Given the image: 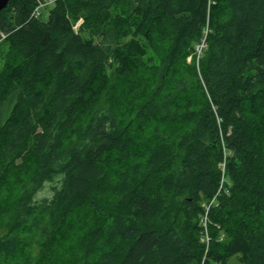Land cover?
<instances>
[{
    "label": "trees",
    "instance_id": "16d2710c",
    "mask_svg": "<svg viewBox=\"0 0 264 264\" xmlns=\"http://www.w3.org/2000/svg\"><path fill=\"white\" fill-rule=\"evenodd\" d=\"M36 4L0 12V264L61 262L74 214L75 264H264V0ZM151 69L124 118L111 95Z\"/></svg>",
    "mask_w": 264,
    "mask_h": 264
},
{
    "label": "rangeland",
    "instance_id": "374dc122",
    "mask_svg": "<svg viewBox=\"0 0 264 264\" xmlns=\"http://www.w3.org/2000/svg\"><path fill=\"white\" fill-rule=\"evenodd\" d=\"M52 8V4L48 7L42 14V18L46 19L49 13V10ZM79 23L77 24V27ZM76 27V28H77ZM200 54V55H199ZM201 56L200 52L193 53L184 60V65L181 68H184L185 63L190 64L194 60L198 62V58ZM157 79V70L151 69L143 74L142 81H129L125 86H119L111 95V102L117 112L124 116V118H131L140 104L148 97L152 88L154 87ZM198 98H196L197 100ZM166 131L177 133L180 130H183L184 127H180L175 123H166ZM139 138V137H138ZM137 138V139H138ZM25 176L27 175L24 173ZM16 173H13L11 177V182L9 184L3 185L0 188V236L6 231V226L9 222L10 209L12 202L16 199L19 194L20 186L17 185V181H14V176ZM10 179V178H9ZM54 183H46L43 188L38 191L35 195L36 200H41L48 198L52 195L51 186ZM87 217L83 215L74 214L70 221V230L68 236L63 240V250H57V253L62 257L61 262L55 264H75V255H76V242L79 234L84 230L86 226ZM23 246L21 252L19 253L18 259L26 257L27 252L31 247V230L25 229L23 231ZM59 258V259H60ZM0 262H8L1 256ZM230 264H238L236 259H231Z\"/></svg>",
    "mask_w": 264,
    "mask_h": 264
},
{
    "label": "built area",
    "instance_id": "2783aa9c",
    "mask_svg": "<svg viewBox=\"0 0 264 264\" xmlns=\"http://www.w3.org/2000/svg\"><path fill=\"white\" fill-rule=\"evenodd\" d=\"M58 0H37V4L32 12L33 17H39L41 15V12L45 11L48 7L55 4V2ZM202 45L197 48V52L201 53ZM200 55V54H199Z\"/></svg>",
    "mask_w": 264,
    "mask_h": 264
},
{
    "label": "water",
    "instance_id": "95a60500",
    "mask_svg": "<svg viewBox=\"0 0 264 264\" xmlns=\"http://www.w3.org/2000/svg\"><path fill=\"white\" fill-rule=\"evenodd\" d=\"M9 1L10 0H0V12L8 6Z\"/></svg>",
    "mask_w": 264,
    "mask_h": 264
}]
</instances>
